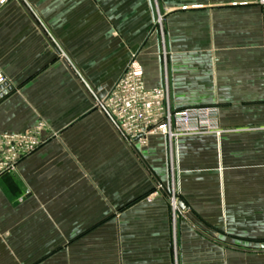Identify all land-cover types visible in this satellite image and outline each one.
<instances>
[{
    "label": "crops",
    "instance_id": "1",
    "mask_svg": "<svg viewBox=\"0 0 264 264\" xmlns=\"http://www.w3.org/2000/svg\"><path fill=\"white\" fill-rule=\"evenodd\" d=\"M133 59L174 108L219 109L224 133L179 139L176 187L167 139L134 149L98 106ZM0 70V137L44 123L47 140L0 178V264H264L258 5L0 0Z\"/></svg>",
    "mask_w": 264,
    "mask_h": 264
},
{
    "label": "built area",
    "instance_id": "2",
    "mask_svg": "<svg viewBox=\"0 0 264 264\" xmlns=\"http://www.w3.org/2000/svg\"><path fill=\"white\" fill-rule=\"evenodd\" d=\"M6 2L7 0H2ZM264 12V0H248ZM156 21L163 30L162 18ZM7 79L0 70V86ZM112 119L117 130L130 144L144 145L147 137L161 135L171 146L173 171H179L177 144L180 138L198 135H220L217 107L176 109L172 104L168 84L148 89L144 83V70L133 59L105 100L98 105ZM44 123L16 134L0 137V178L17 172L18 164L46 143ZM132 147V146H131ZM177 196L170 197L173 213L179 209Z\"/></svg>",
    "mask_w": 264,
    "mask_h": 264
},
{
    "label": "rangeland",
    "instance_id": "3",
    "mask_svg": "<svg viewBox=\"0 0 264 264\" xmlns=\"http://www.w3.org/2000/svg\"><path fill=\"white\" fill-rule=\"evenodd\" d=\"M166 14H160L158 15L157 19H158V22L160 21L159 19L162 18V23L165 22L166 20ZM155 28H157L158 30V33L161 32L162 33V27H160V25L158 24L157 26H155ZM167 146H168V178H169V186L171 185V187H173L175 185L176 187V183L178 182V172L177 171H173V162H172V153H171V146L170 144L167 142ZM177 152V150H176ZM178 155V153H177ZM178 159V158H177ZM179 165V164H178ZM179 168V167H178ZM174 190V189H173ZM170 191H172V189L170 188ZM25 194V192H24ZM24 194L23 196L21 197H24ZM19 198L20 201L23 199V198ZM172 207V206H171Z\"/></svg>",
    "mask_w": 264,
    "mask_h": 264
},
{
    "label": "water",
    "instance_id": "4",
    "mask_svg": "<svg viewBox=\"0 0 264 264\" xmlns=\"http://www.w3.org/2000/svg\"><path fill=\"white\" fill-rule=\"evenodd\" d=\"M12 89L10 88L9 84L6 82L5 84H3L2 86H0V98L4 95V94H7L8 92H10ZM132 148H136V143L132 144L131 145ZM178 205H179V208L182 210V211H185L186 207L185 205L183 204L182 201H179L178 202ZM263 250H264V245L262 246Z\"/></svg>",
    "mask_w": 264,
    "mask_h": 264
}]
</instances>
